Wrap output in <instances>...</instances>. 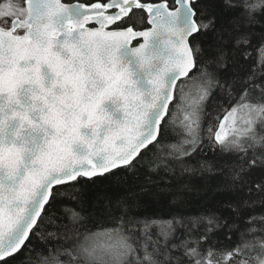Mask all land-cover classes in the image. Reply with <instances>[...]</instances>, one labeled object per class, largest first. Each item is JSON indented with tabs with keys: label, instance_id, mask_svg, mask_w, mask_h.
<instances>
[{
	"label": "snow or ice",
	"instance_id": "6c2138e0",
	"mask_svg": "<svg viewBox=\"0 0 264 264\" xmlns=\"http://www.w3.org/2000/svg\"><path fill=\"white\" fill-rule=\"evenodd\" d=\"M0 264H264V0H0Z\"/></svg>",
	"mask_w": 264,
	"mask_h": 264
},
{
	"label": "trees",
	"instance_id": "16d2710c",
	"mask_svg": "<svg viewBox=\"0 0 264 264\" xmlns=\"http://www.w3.org/2000/svg\"><path fill=\"white\" fill-rule=\"evenodd\" d=\"M171 107V106H170ZM103 186V185H102Z\"/></svg>",
	"mask_w": 264,
	"mask_h": 264
},
{
	"label": "water",
	"instance_id": "95a60500",
	"mask_svg": "<svg viewBox=\"0 0 264 264\" xmlns=\"http://www.w3.org/2000/svg\"><path fill=\"white\" fill-rule=\"evenodd\" d=\"M171 106V105H170Z\"/></svg>",
	"mask_w": 264,
	"mask_h": 264
}]
</instances>
